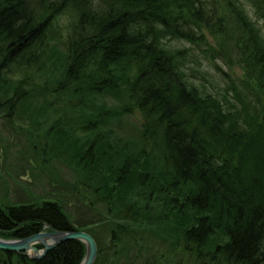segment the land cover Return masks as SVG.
<instances>
[{
	"label": "trees",
	"instance_id": "trees-1",
	"mask_svg": "<svg viewBox=\"0 0 264 264\" xmlns=\"http://www.w3.org/2000/svg\"><path fill=\"white\" fill-rule=\"evenodd\" d=\"M248 2L264 23V0ZM67 8L74 23L45 64L47 33ZM202 29L244 72L239 105L201 90L185 49L167 45L201 43ZM36 61L49 63L43 81L13 76ZM53 105L57 119L43 127ZM135 111L134 140L110 127ZM0 123L25 139L14 166L0 133L1 238L46 224L90 233L93 264H264V36L243 0H0ZM54 160L70 181L57 168V192L39 194L33 172ZM26 175L28 196L11 200L7 181L21 187ZM72 204L93 217L73 221ZM84 254L67 240L38 260L0 249V264H79Z\"/></svg>",
	"mask_w": 264,
	"mask_h": 264
},
{
	"label": "rangeland",
	"instance_id": "rangeland-1",
	"mask_svg": "<svg viewBox=\"0 0 264 264\" xmlns=\"http://www.w3.org/2000/svg\"><path fill=\"white\" fill-rule=\"evenodd\" d=\"M247 2L248 0H243L244 7L250 18L259 26L261 33L264 36V23L254 15L251 7L249 6V2ZM74 20L75 15L73 14V10L70 8H67L64 12L60 13L55 19H53L54 22L47 33V47L42 53H40V57L37 60H43L46 64L50 59L54 58L51 56V53H53L51 50L53 45L57 47L58 51H63L62 42L65 40L64 37L66 33L70 31ZM199 35H203L206 43L204 41L196 43V41L192 44L186 40H172L167 41V45L170 44L172 47L185 49L186 56L184 59V70L188 79L193 81L201 90L215 94L221 99L227 97L234 104L239 105L234 96L235 91L243 90L241 81L244 80V72L240 68L236 59L232 57L231 51L228 49L225 50L224 47H220L221 38L213 36L207 29H202V31L198 33V36ZM218 42L219 44L217 45ZM45 64L42 66L36 61L31 63L30 69L23 68L19 71L18 68H13L12 73L15 78H22L25 76L23 74H27L28 77L25 78H27L30 83L32 81H43L49 75L48 73L44 75L49 67V63L46 67ZM59 101L61 102V100ZM104 102L110 107L113 105L115 106L116 103V101L108 95L104 97ZM56 109L57 106L54 105L48 107L46 114L48 118L46 119L43 127L47 128L55 119H57L58 115L57 111H55ZM142 120L143 118L141 114L135 111V113L125 115L118 122L113 121L111 124L112 126L110 127L120 136H125L126 138L130 136L129 138L134 140L133 137H136V132L133 128H135V126H139ZM20 124V120H16L15 125L18 126ZM0 133L2 138L5 139L7 143L9 142L7 152L9 151L10 153V164L15 166L18 164V161L16 160L18 158L15 154H17L19 149L25 145L24 136H19V131L17 129L4 123H0ZM76 135L79 136V133ZM57 168H59V171L63 175V180H68L69 172L66 170V167L61 163L57 164V160H54L51 168L48 167L39 170L35 169L33 172L35 173L34 179H32L29 175L23 176V179L21 176H18V179L22 183L21 187L16 186L15 183L9 179L7 181V186L10 189L8 191V196L11 200L20 199V197L21 199H25L28 195L27 193H23V187L27 186L30 178L32 182H36L34 189L38 191L39 194L44 192L48 193L54 190L57 192ZM68 181H70V179ZM70 203L72 202L70 201ZM70 211L72 212L74 217L73 221L75 222L77 221L82 223L85 220H89V215L93 217V212L91 210H88L86 207H76L75 204L70 206ZM95 221H97V218L93 220L94 223Z\"/></svg>",
	"mask_w": 264,
	"mask_h": 264
},
{
	"label": "water",
	"instance_id": "water-1",
	"mask_svg": "<svg viewBox=\"0 0 264 264\" xmlns=\"http://www.w3.org/2000/svg\"><path fill=\"white\" fill-rule=\"evenodd\" d=\"M67 240H79L85 246V254L79 264H93L97 255V244L94 237L83 230H54L48 225L37 233L23 238L4 239L0 237V249L21 252L29 259L38 260L46 253ZM40 247H37V246Z\"/></svg>",
	"mask_w": 264,
	"mask_h": 264
}]
</instances>
